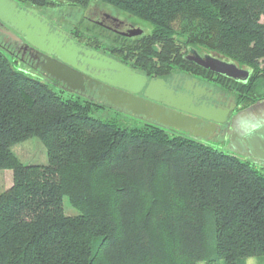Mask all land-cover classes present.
Instances as JSON below:
<instances>
[{"label":"trees","instance_id":"obj_1","mask_svg":"<svg viewBox=\"0 0 264 264\" xmlns=\"http://www.w3.org/2000/svg\"><path fill=\"white\" fill-rule=\"evenodd\" d=\"M98 2L147 28L123 55L161 73L202 48L250 69L237 92L264 98V0ZM0 39V264H245L264 255V167L182 130L132 127L12 56ZM121 45V44H120ZM112 47V46H110ZM37 137L48 162L13 146ZM64 197L80 213L68 214Z\"/></svg>","mask_w":264,"mask_h":264},{"label":"flooded vegetation","instance_id":"obj_2","mask_svg":"<svg viewBox=\"0 0 264 264\" xmlns=\"http://www.w3.org/2000/svg\"><path fill=\"white\" fill-rule=\"evenodd\" d=\"M16 2L12 17L8 18L10 24L0 23V39L3 41L2 45L12 56L30 68L51 77L40 67L51 58L61 60L64 56L72 61L74 68L80 72L81 78V83L77 82L78 87L74 88L51 77L64 88L81 94L98 105L126 112L129 110L127 111L122 106H115L108 99H115V96L133 99L151 107L153 112L150 117L130 111L129 114L142 122L176 129L152 119L153 115L161 118L172 113L184 116L190 114L147 96L146 88L150 81L161 78L164 80V89L170 91L182 107L201 111L205 108H218L225 112L226 118L223 122L193 118L195 124L193 128L182 130L183 132L201 140L219 139L234 154L264 167V98L252 102L249 94L243 96L236 90L239 82L245 83L244 78L235 79L213 72L190 59V56L196 55L190 52L191 49L202 57L206 54L217 56L214 53L202 48L188 47L181 49L182 60L180 62H173L174 58L171 57L161 73L146 71L142 68L143 64H138L123 55V51L127 49L126 43L143 42L145 39L141 36L147 34V28L133 20L130 15L96 3L87 8L90 15L84 14V17L97 30L90 27L86 31L77 28L64 30L54 21L51 22L44 9L19 3L17 0ZM13 18L21 20L37 18L36 20L41 24L39 29L44 30V33L39 35L44 40L39 41L38 44H43L45 49L35 47L30 43L23 29L13 25ZM136 28L142 29V33L131 34ZM4 29L16 33L23 38V41L17 40ZM128 80L133 84H129ZM114 81L119 84H114ZM129 86H133L134 90H127ZM221 116L216 115L218 118Z\"/></svg>","mask_w":264,"mask_h":264},{"label":"water","instance_id":"obj_3","mask_svg":"<svg viewBox=\"0 0 264 264\" xmlns=\"http://www.w3.org/2000/svg\"><path fill=\"white\" fill-rule=\"evenodd\" d=\"M16 0H0V23L1 24H7L8 18L12 17L13 9L16 7ZM33 12L36 13V10L33 9ZM32 17V15H31ZM21 20L20 18H13L12 22L13 25L16 26L19 29H23L24 33L26 34V39L32 43L35 47L38 46L41 49H45L44 45H39V41H43V37H39L40 34H43L44 30L42 28V31H40L39 27L41 24L38 22V20ZM6 33H9L14 38H16L19 41H23V38L19 37L16 33L12 31H8L7 29H4ZM142 33V29L136 28V30L131 34L139 35ZM190 52L192 54H196L193 56H190V59L195 61L197 64L222 75L240 79L244 78L245 81L248 80L250 76V71L246 68L239 67L235 62L228 61L226 59H223L221 57L213 56L212 54H206L204 57L200 56L196 53L195 50L191 49ZM41 70H44L47 72L51 77L62 81L67 86H71L74 88H77L78 86L76 83H81L80 78V72L74 68V65L72 64V61L70 59H67L66 57L62 56L61 60L57 58H51L48 60V62L45 61V64L42 65ZM114 84H119L115 83ZM129 84H133L131 81H129ZM164 80L154 79L151 80L146 88V94L149 98L154 100H161L165 104L173 106L174 108L182 109L184 111L189 112V116H184L181 114H168L164 115L163 117L159 118L155 115L152 116L153 120H157L159 123H162L163 125L174 127L178 130H190V128H193L195 125L193 122V118H196L200 120L201 118L207 119V120H213L215 122H223L226 118L225 112H222L221 109L216 108H205L204 110H192L188 109L187 107H182L178 100L175 99V96L171 94L170 91H166L164 89ZM129 91H133L134 87L129 86L127 87ZM166 97V98H165ZM115 99H108L112 104L115 106H122L125 107L127 110L134 114H144L147 115V117L151 116V113L153 112V109L149 106H145L144 104H141L139 102H136L133 99H126V98H120L118 96L114 97ZM164 99V100H163ZM217 113V114H216ZM155 114H158V111L155 112ZM191 115V117H190ZM216 115H222L221 118L216 117Z\"/></svg>","mask_w":264,"mask_h":264},{"label":"rangeland","instance_id":"obj_4","mask_svg":"<svg viewBox=\"0 0 264 264\" xmlns=\"http://www.w3.org/2000/svg\"><path fill=\"white\" fill-rule=\"evenodd\" d=\"M98 2H92L86 5H82L79 2L63 3L57 6L56 9H45V14L50 18L51 22L57 23L61 29L70 30L71 28H77L79 30H88V28H94V26L84 17V14L90 15V11L87 12V8L95 5ZM264 19V18H263ZM221 57L218 54H214ZM222 58V57H221ZM128 111V110H127ZM129 112V111H128ZM126 111L111 108L109 106L96 107L93 111V115L104 120L115 121L120 126L132 127L142 123V121ZM206 141L218 148H222L228 152H231L229 148L224 146L219 139H206ZM13 150L18 154L23 162L27 164L34 163H47V151L44 144L37 137H32L26 141L20 142L13 146ZM12 184V173L9 170H0V192L4 191ZM64 206L68 214H79L80 210L73 207L68 197H64ZM197 264H206L205 261H200ZM219 264H223L220 260ZM245 264H264V255L247 257Z\"/></svg>","mask_w":264,"mask_h":264}]
</instances>
